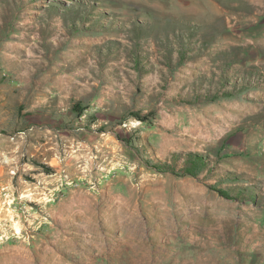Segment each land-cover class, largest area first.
<instances>
[{
  "label": "rangeland",
  "instance_id": "1",
  "mask_svg": "<svg viewBox=\"0 0 264 264\" xmlns=\"http://www.w3.org/2000/svg\"><path fill=\"white\" fill-rule=\"evenodd\" d=\"M0 264H264V0H0Z\"/></svg>",
  "mask_w": 264,
  "mask_h": 264
},
{
  "label": "trees",
  "instance_id": "2",
  "mask_svg": "<svg viewBox=\"0 0 264 264\" xmlns=\"http://www.w3.org/2000/svg\"><path fill=\"white\" fill-rule=\"evenodd\" d=\"M137 116H139V115H137ZM158 170H163V165L162 164H156V165H154ZM174 172V171H173ZM182 172L184 173V174H192V171H190V169H187V168H184L183 170H182ZM216 190H217V192L219 193V195H221V196H224V197H227V198H231V196H230V194L228 193V191H226V190H224V189H222V188H219V187H217L216 188Z\"/></svg>",
  "mask_w": 264,
  "mask_h": 264
}]
</instances>
